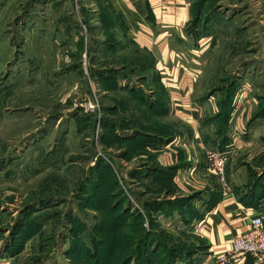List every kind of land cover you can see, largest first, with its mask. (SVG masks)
Here are the masks:
<instances>
[{
  "label": "rangeland",
  "instance_id": "obj_1",
  "mask_svg": "<svg viewBox=\"0 0 264 264\" xmlns=\"http://www.w3.org/2000/svg\"><path fill=\"white\" fill-rule=\"evenodd\" d=\"M182 2L185 22L169 10ZM145 7L175 61L195 60L194 95H216L211 119L229 131L234 110L238 132L254 135L228 156L224 180L264 213V0H0V246L23 264H196L204 251L190 221L205 191L181 189L174 167L134 152L151 139L119 134L108 106L123 97L99 77L121 62L109 57L121 59L133 20L144 28ZM108 28L119 36L108 39ZM107 39L119 42L116 53H103Z\"/></svg>",
  "mask_w": 264,
  "mask_h": 264
},
{
  "label": "crops",
  "instance_id": "obj_2",
  "mask_svg": "<svg viewBox=\"0 0 264 264\" xmlns=\"http://www.w3.org/2000/svg\"><path fill=\"white\" fill-rule=\"evenodd\" d=\"M177 6V10H169L178 15V21L185 22L189 17V8L185 2ZM144 9L147 15L148 11H151V9ZM113 10L108 9L107 11L111 18L116 13L121 14L119 10ZM153 13V19L145 17L146 24L141 31L135 26L133 20L131 28L122 32L120 37L126 43L121 45L124 48L121 52L115 50V47L119 46V42L114 41V45L110 43L107 45V51L103 53L114 54L117 51L121 59L116 56L109 58L116 61L121 60V62L114 65L110 61L108 67L103 66L100 81L104 87L103 91L109 96L123 97L116 100L119 102H112L108 106L113 110L109 117L117 118V121L124 118L128 125L126 127H129L123 128L118 125L119 134L133 132L134 136L127 139H140L145 133L150 136L151 140L135 148L134 152L154 157L166 168L174 167V179L181 189L197 190L198 192L203 189L205 191L200 194L198 200L202 215L194 222L191 220L190 223L194 224L192 233L198 240V246L204 250L198 256L196 264H213L218 256L230 249L234 237L248 230L250 218L261 210L248 204L245 199L241 200L233 187V190H227L217 186L209 177L212 174L206 168L203 152L205 153L207 148L220 150L219 146L222 141L221 135L218 133L220 124L211 119L216 106L214 103L216 95L215 97L210 95L204 99L194 95L196 83L193 81H198L201 71L198 67L195 70L194 59H190L189 63L175 61L172 49L166 44L167 42L162 41L164 36L157 29L159 22L155 11ZM125 14L122 15L126 20L124 22L129 23L131 17L138 16L135 11H133L134 15L132 13L129 15V18ZM162 16L161 22H168L166 19L170 17L166 14ZM108 33L111 34V37L113 35L116 37L117 34L119 36L118 31L114 28H110ZM127 50L149 53L150 57L143 60L141 57L128 58ZM121 63L127 67L133 66V71L130 72L131 77L141 80L136 82V86L133 81L123 77L122 73L125 70L121 68ZM143 63L146 64L144 68L142 67ZM150 91L154 96L149 104L141 95L144 93L148 96ZM242 96L243 92L238 93L237 91L234 98L235 103L237 101L239 104L238 97ZM123 100L127 101L126 108L121 102ZM233 111L228 117L231 127L227 136L229 138L231 136V138L224 148L235 145L237 149H240L246 145L248 139L255 138L253 135L247 139L246 133L238 132L242 127L240 126L238 129L239 117L234 120ZM260 119L258 117L253 124L259 122ZM262 139H264V133ZM189 184L194 187H189L191 186ZM199 187L202 188L199 189ZM4 250L1 245L0 264H23L18 255H7V251ZM234 264L255 263L251 257L246 256Z\"/></svg>",
  "mask_w": 264,
  "mask_h": 264
},
{
  "label": "built area",
  "instance_id": "obj_3",
  "mask_svg": "<svg viewBox=\"0 0 264 264\" xmlns=\"http://www.w3.org/2000/svg\"><path fill=\"white\" fill-rule=\"evenodd\" d=\"M85 106L88 111H93L95 107L91 103H86ZM235 148L228 146L222 150L205 149L209 171L223 182L222 186L227 190L230 188L224 180V167L228 156ZM246 256L251 257L255 264H264V213L262 211L250 218L248 230L234 237L230 249L218 256L213 264H234Z\"/></svg>",
  "mask_w": 264,
  "mask_h": 264
},
{
  "label": "trees",
  "instance_id": "obj_4",
  "mask_svg": "<svg viewBox=\"0 0 264 264\" xmlns=\"http://www.w3.org/2000/svg\"><path fill=\"white\" fill-rule=\"evenodd\" d=\"M145 8H147V10H150V8H148V7H145ZM107 11H108V10H107ZM107 15H108V13H107ZM108 16H109V15H108ZM147 16H148V15H147ZM148 18L153 19V16L149 14ZM108 29H109V28H108ZM107 33H108V30H107ZM108 34H109V33H108ZM109 38H111V34L108 35V39H109ZM108 39H107V41H105L106 45H108L109 43L111 44V42H109ZM146 57H150V54H149V53H142V54H141V58H142V60L145 59ZM145 66H146V64L143 63V64H142V67L144 68ZM131 67H132V68H131ZM131 67H129V69H128V71H130V72L133 71V66H131ZM89 72H90L91 74H97V72H95V71L93 72V71L89 70ZM124 73H126V71H124ZM101 76H102V74H101L99 77H101ZM221 106H222V105H221ZM222 110H223V113L227 114L229 108H228L227 106H225V107L222 108ZM228 117H229V115H228ZM117 123H118V125L121 126V127H126V126H128L124 118H122L120 121H117ZM224 125H225V124H224ZM224 125H220V126L218 127V133H219V135H221V137H223V139H221L222 141H221V144H220V146H219V147L221 148V150L224 149L225 144H227V142H229L228 139H226V138H227L226 136H227L228 129L226 130L225 127H224ZM140 139H150V136H149L147 133H145L142 137H140ZM138 147H139V146H137L136 148H138ZM241 200H243V198H242ZM189 254H191V253H189ZM199 256H200V255H199ZM248 257H249V256H248ZM197 258H198V257H197ZM173 263H174V262H172V264H173ZM166 264H167V263H166Z\"/></svg>",
  "mask_w": 264,
  "mask_h": 264
}]
</instances>
